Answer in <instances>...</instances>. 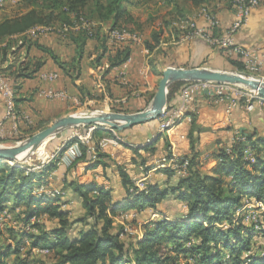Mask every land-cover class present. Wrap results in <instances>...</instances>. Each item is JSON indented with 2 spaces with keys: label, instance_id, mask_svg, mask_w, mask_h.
<instances>
[{
  "label": "trees",
  "instance_id": "trees-1",
  "mask_svg": "<svg viewBox=\"0 0 264 264\" xmlns=\"http://www.w3.org/2000/svg\"><path fill=\"white\" fill-rule=\"evenodd\" d=\"M153 1L155 0H18L22 10L16 15L0 18V65L6 63L8 57H15L21 48L34 45L49 55L64 73L68 75L72 70L74 76H77L87 41L93 39L98 43L96 58L102 59L114 51L108 55L106 69L119 68L130 57L132 44H109L107 31L136 23L133 14L127 10L128 5H146ZM159 1L173 5L174 18L176 15L186 17V5L198 10L207 8L213 14L217 3H223L229 9L235 8L233 0ZM80 18L96 25L91 28V35L86 29L68 30L59 34L75 46V55L70 62L61 61L51 49L37 41L33 42L32 37L27 34L35 26L73 25ZM215 29L212 28L213 33ZM161 33L162 30L154 31L151 40L145 41L149 52L160 49V53H164L159 47L162 43ZM227 62L230 69L246 72L238 58H228ZM14 64L15 66H11L12 63L6 66V72L12 76L16 91L19 80L32 78L43 61L27 58L26 62ZM185 84L184 81L172 83L168 87L167 101L175 93L179 94ZM240 102L243 103V100L240 99ZM111 110L121 112V109L113 106ZM169 111L167 108L166 113ZM184 117L189 118L190 124L187 134L190 155L182 156L189 160L184 177H175L173 184L169 182L164 188H160L159 184L146 182L144 188L139 190L123 167L117 166L121 184L126 191V200L122 204H112L110 191L94 184L66 182L65 187L70 188L81 199L84 210L83 216L75 220L70 218L68 210L61 209L65 195L63 190L60 189L62 194L55 196L35 192L40 184L48 182L47 178L56 164L26 170L0 160V213L5 209L14 211L20 229L17 231L19 234L16 243L0 247V264H30L27 258L20 256L27 244L29 250L26 253L41 248L48 249V254L52 253L51 260L39 264H170L177 256L192 258L195 264H264V249L260 250V254L250 252L251 237H264V211L258 213L256 222L247 219V210L236 216L245 200L264 205V135L242 133L215 152L213 157L217 161L216 165L210 172H204L201 154L197 150L202 127L197 123L195 111H187ZM43 127L45 126L40 125L38 129ZM89 127L91 126H84V132ZM101 131L116 139L111 131L96 129L92 132L96 159L90 160L87 145L78 141L80 156L76 160L89 159L92 161V168L106 166L102 160L106 154L98 146L97 136ZM74 141L77 139L68 141L64 149ZM0 142L3 143L4 140L0 139ZM246 150L251 152L253 162L246 157ZM141 162L144 165L145 160L142 159ZM162 171L169 180H173L172 168L165 167ZM168 196H173L186 205L184 217L172 220L160 216L143 223L140 237L126 234L123 226L114 220L122 210H133L134 221L137 223L142 218H138L141 211L155 210ZM43 216L52 220L53 225L43 228L40 225V218ZM77 223L82 227L73 232L72 228ZM31 229L36 232H29Z\"/></svg>",
  "mask_w": 264,
  "mask_h": 264
},
{
  "label": "crops",
  "instance_id": "crops-1",
  "mask_svg": "<svg viewBox=\"0 0 264 264\" xmlns=\"http://www.w3.org/2000/svg\"><path fill=\"white\" fill-rule=\"evenodd\" d=\"M154 2L159 6L166 7L171 14L170 17L174 15L173 5H166L159 0ZM143 6L145 5L131 4L127 6V10L134 14ZM185 8V18L178 17L169 22L168 27L162 28V34L166 36L167 40L165 43L162 42L159 47L164 53L159 54L158 63L153 66H150L147 61L152 56L153 51L149 52L139 44H132L130 46L131 59L126 68L119 67L107 70L108 55L114 51L109 52L102 59H97L98 43L92 39L87 41L85 53L80 62V72L74 76L72 70L69 71L68 75L64 73L49 55L34 45L21 48L19 53H23L24 56L20 62H26L27 58H32L42 60L43 64L32 78L20 79L18 89L15 91L16 106L19 112L27 116V120L21 122L16 131L13 130L12 122L6 121L0 139L8 141L17 135H31L40 130L38 129L40 125L47 126L55 118L78 106L100 110H111V106H113L121 109V113L125 114L142 111L148 107L154 95L152 92L154 79L161 76L160 74L167 66L182 68L203 66L230 70L227 59H237L235 54L226 49L211 46L202 39H187L185 37L186 18L193 17L197 11L189 5H186ZM214 8L218 22L215 32L222 34L233 22L234 10L229 9L223 3H217ZM170 11L172 12L170 13ZM168 16L165 19H169ZM196 18L198 24H206L203 17ZM16 38L18 39V37ZM233 39L237 45L255 52L260 61L264 63V0L251 10L247 24L234 33ZM32 40L51 49L61 61L70 62L75 55L73 43L55 32L43 33L37 37H32ZM166 42L172 47H162ZM7 63L0 66L5 69ZM121 71H123L122 74H120ZM262 72L264 73V69ZM42 73H56L57 78L42 80L39 78V74ZM49 88L65 91L68 96L62 99H48L39 93L41 89ZM179 103V94L175 93L170 101H167V108L172 110ZM4 109L3 99L0 98V120L3 117ZM190 110L196 112L197 123L202 127L197 145L202 161L209 154L213 156L221 146L228 145L242 133L264 135V105L263 108L255 111L254 109L253 111L246 110L243 103L233 109H227V104L213 105L208 103L205 98H199L195 104L191 105ZM165 116L162 114L155 120L120 132L112 131L111 133L116 139L108 136L104 139L106 145L102 149V152L106 154V157L102 159L106 164L105 167L98 165L92 168V161L89 159L74 160L70 165L57 163L56 168L47 179L49 186L59 189L63 187L65 198H63L61 209L70 212V208H66L68 207L66 201L75 197L74 200L79 205L78 211H83L81 199L70 188L65 187L66 182L69 181L99 186L110 191L112 204H122L126 200V191L121 184L117 166L123 167V170L127 171L132 179L140 178L144 179V183L159 184L160 188L166 187L170 180L163 171L155 170L157 166L151 164L155 160L157 161L161 157L165 158L170 154L177 157L190 155L187 138L190 124L188 117H181L172 127L168 137L159 136ZM117 138L121 142H117ZM144 142H151L148 147H152L153 150L138 147L142 146ZM166 142L169 143L168 148H166ZM136 155L140 156L139 162L136 161ZM142 159L145 160L144 165H142ZM208 162L207 168L210 170L216 161L210 158ZM152 172H155L154 175ZM162 203L158 204L155 210L147 211L144 216L138 215V218L142 217L138 220L140 226L160 216L166 215L172 220H179L184 217L186 213L185 204H176L177 208L172 207L170 213H162ZM122 212L128 211L122 210ZM134 212L132 210L128 213L132 216ZM81 227L79 225V228Z\"/></svg>",
  "mask_w": 264,
  "mask_h": 264
},
{
  "label": "built area",
  "instance_id": "built-area-1",
  "mask_svg": "<svg viewBox=\"0 0 264 264\" xmlns=\"http://www.w3.org/2000/svg\"><path fill=\"white\" fill-rule=\"evenodd\" d=\"M18 0H16L17 2ZM262 0H233L234 2V19L231 25L226 29L224 33H217L214 32L212 28H217L218 22L215 14L210 12L207 8H201L199 10V14L197 17L201 16L205 19L206 24L200 25L197 22V18H187L186 19V33L185 37L187 39L191 38H199L206 41L211 46H217L223 49L230 51L231 53L235 54L236 57L242 62L247 74L251 76H255L258 79L264 81V76L260 75L262 69H264V63L260 61L258 56L255 52L250 49L244 48L240 45H237L234 42L233 35L237 32L242 26L246 25L251 14V10L257 7ZM0 2H2L0 0ZM96 24L92 21L85 20L80 18L79 21L75 22L73 25H63V26H53V27H45V26H35L27 31V34L32 37H37L46 32H55L57 34H62L67 32L68 30H79V29H86L88 34H92L91 28L94 27ZM107 42L110 43H118V42H129L131 44H139L141 42L140 36L124 26L116 27L109 29L107 31ZM130 57L128 60L122 64L121 68H126L127 63L130 61ZM123 71L120 72L122 74ZM39 78L42 80H54L57 78L56 73H42L39 74ZM234 89L233 85L225 84V83H217V82H209V81H190L186 82V84L181 88L179 92L180 103L174 109L170 110L168 113H163L165 116V121L161 126V130H169L178 119L181 117L184 118V114L187 111H191V100L194 95L198 93L207 92L210 94L213 99L212 102L216 104L223 103L224 99L227 98L229 100L227 104V109H233L236 106L242 104L240 102L241 98H234L230 96L229 91ZM39 93L48 98V99H62L66 98L68 95L65 91L61 90H54V89H41ZM0 98L3 99L4 102V114L2 119L0 120V134L2 132L4 123L6 121H11L13 124V130H17V126L27 120V116L24 115L22 112H19L16 103H15V91L13 88V81L11 78L0 72ZM243 105L246 110L250 111L257 107L261 109V106L264 105V99L258 96L254 92H250L247 94V97L243 99ZM167 109V108H166ZM189 119V118H188ZM97 128L94 126L89 127L83 134H75L73 137L77 139V141L72 142L69 144L60 154L59 162L69 164L71 161L77 159L80 156V148L78 141L87 145L90 153V160H95V148L92 145V132L95 131ZM117 140L121 141L119 138ZM116 140V141H117ZM91 143V144H90ZM89 145V146H88ZM106 145L105 140H101L98 143L99 149L102 151L104 146ZM245 155L249 158L250 162H253V156L249 150L245 151ZM54 156L52 155V158ZM52 158H48L47 162L35 168L40 169L44 167L45 164L49 163ZM163 161L166 162V166L172 168L174 170V177L181 178L187 174V169L189 165V160L183 157H177L175 155L170 154L163 158ZM164 165V164H163ZM136 185V184H135ZM137 186V185H136ZM47 186V183L40 184L37 189L35 190L36 193H43L49 196H55L62 194L60 189L53 188ZM139 190L144 188V183L141 186H137ZM253 208V209H260L264 211V205L260 202L255 203H246L243 208L238 211H244V209ZM4 212V211H3ZM259 213V212H258ZM130 213L128 212H119L116 218H128ZM257 212L253 211L252 214L247 216V219H250L253 222H256ZM222 227V225H219ZM37 252L41 254H47L49 251L46 248L37 249Z\"/></svg>",
  "mask_w": 264,
  "mask_h": 264
},
{
  "label": "rangeland",
  "instance_id": "rangeland-1",
  "mask_svg": "<svg viewBox=\"0 0 264 264\" xmlns=\"http://www.w3.org/2000/svg\"><path fill=\"white\" fill-rule=\"evenodd\" d=\"M1 1L2 2H1V5H0V18L3 17V16L16 15L18 12H20L22 10V8H21L22 5L18 4L16 2V0H1ZM171 12L172 11H170V13ZM198 14H199V10L197 9V11L195 12L193 17L196 18ZM133 15H134V18L136 20V23L135 24H128V25H126L124 27L129 29V30H132V31L136 32L140 36L141 42L139 43V45L144 47L145 49H146L145 41L146 40H151L152 32L162 30L163 27H168L169 22H171L172 20H176V18H178V15H176V18H174L175 16L173 14H172L173 16L170 17L171 14H169L167 8L157 5L156 2H154V1L149 3V4H146L145 6L140 8L138 11H135V13ZM167 15H169L168 16L169 19H165L167 17ZM160 37H161V41L165 43V41L167 40L166 36H164L161 33ZM162 47L169 48V47H172V46L168 42H166V44H163ZM159 54H161L160 53V49H155L153 51L152 56H150L147 59L148 64L150 66H153V65H155V63L156 64L158 63V57L160 56ZM23 56H24L23 53H19V54H16L15 57L14 56L8 57L9 59L7 61L8 62L7 66L9 64H11V63H12L11 66H15L14 63L21 61ZM161 67H163V66H161ZM231 70L232 71H237L234 68L230 69V71ZM8 71H10V70H8ZM0 72L8 75L10 78L12 77L9 72H6V67L4 69V68H2L0 66ZM245 73H247V71ZM260 75L264 76V73L261 72ZM160 78H161V76L155 78L154 81H153V89H152L153 93H155V91H156L157 83H158ZM233 86H234V89H231L229 91V94H230V96H233L234 98H241V100H243V99H245V97H247V94H249L251 92L249 90L243 89V88L238 87L236 85H233ZM199 98H205L208 103H211L213 105H217L216 103L212 102L213 97L210 94H208L207 92L198 93V94L194 95L192 100L190 101L191 105L195 104V102ZM228 102H229V100L227 98H225L223 103H221V104H225L226 105V104H228ZM261 108H263V106H261ZM256 109H258V108L255 107L254 111ZM94 111H99V112L102 111V112H106V113L113 112V111L107 110V109L100 110V109H97V108L78 106V107L70 109L69 112H67L66 114H87V113H91V112H94ZM51 122H49L47 124V126L50 125ZM174 126H175V124L172 127H174ZM172 127H170L169 130H166V129L161 130V127H160L159 136L163 135L164 137H166V136L168 137L170 132H171ZM42 129L43 128H41L40 130H42ZM40 130H38V131H40ZM83 132H84L83 126L67 128V129H63V130L59 131L55 135V137H53L51 139H47L42 144V146H41L39 151H35V152L27 155L26 156L27 158L24 161V163H22V164L19 163L18 165L21 168L26 169V170H35L36 167L41 166L42 164L46 163L48 158H52V155H53L54 157L47 164H52L53 163V164H56V166H57V163H60L59 162L60 154L64 150V147L67 144V142L72 140V139H75L73 137V135H75V134H83ZM34 133H36V132H34ZM33 134H31V135H33ZM31 135H28V136L17 135L13 139H9L8 141H4L3 143L0 142V145L1 146H14L17 143L26 140ZM107 137H108V134L105 131H101L99 136H97V139H98V141H101V140L106 139ZM117 142H121V141L117 140ZM149 144H151V142L150 143H145L144 142L142 144V146H138V147L141 148V149H148V150L151 151L153 149H152V147H148ZM166 144H167L166 148H168L169 143L166 142ZM163 158L162 157L159 158V159L157 158L158 160L157 161L155 160L151 164L152 166H157L156 167L157 169H155V170L162 172V169L167 167L166 164H165L166 162L163 161ZM210 158L214 159V157L210 156V154L203 158L202 169L204 170V172H210V170H211V169L209 170V168H207L208 167V163H209L208 160ZM140 160H141L140 156L136 155V161L139 162ZM73 161H71L69 163V165ZM47 164H45V165H47ZM215 165L216 164H214V166ZM155 172H152V174L154 175ZM131 178H132V176H131ZM175 179L176 178L173 177V180H170L169 182L171 184H173V181ZM133 180H134V183L137 186H141L144 183V179L137 178V179H133ZM47 186H49L48 182H47ZM50 187L51 186H49L48 188H50ZM61 190H63V187L61 188ZM74 198L75 197H72L69 201H66L67 204H68L67 205L68 207H66V208H68V209L70 208V212H71L70 218L73 219V220L81 218L83 216V214H84V210L81 211V212L78 211L79 205H78V202L77 203L75 202ZM246 203H251V200H245L244 201V205ZM176 204H180V202L178 200H176L173 196H168L163 201V203L161 204L162 205V207H161L162 213H165V212L170 213V209L172 207L177 208ZM244 210H247V212H246L247 215L252 214L253 211L254 212L256 211L257 214H258V212L259 213L262 212V210H260V209H253V208H248V207H246V209H244ZM147 211L148 210L141 211L140 212L141 216H144L147 213ZM238 214L239 213H236V216ZM128 216H129V214H128ZM164 217L168 218V216H166V215ZM114 220H115V222L118 225L123 226V228L125 229V233L126 234L137 235L139 237L141 236V226H140V223H138V222L136 223L134 221V215H132V216L130 215L128 218H125V216L123 218H121V217L116 218L115 217ZM33 221L34 220H32V222ZM40 221H41L40 225L43 226V228H45L47 226L50 227L51 225H53V223H52L53 221L52 220H48L47 217H44V216L40 218ZM79 225L80 224L77 223V224H75L73 226V228H72L73 232L76 231V229L79 228ZM28 229H29V227H27L26 230H28ZM19 230H20L19 229V224H17L14 211H10L9 212V211H7V209H5L4 212L0 213V247L5 246L7 244L16 243L15 240L17 239V235L19 234V233H17V231H19ZM34 230L31 229V231H29V232H36V230L35 231ZM263 249H264V237L258 236V235H253V237H251V250H250L251 254H255L257 252H259V254H260L262 252L260 250H263ZM28 250H29V247H28V244H27L25 249H23L21 251L20 256H22V258H27V260L30 261L29 262L30 264H39L40 262L47 263L48 261H46V260H51L52 259V253H50V254H48V253L47 254H41V253L37 252L36 250L35 251H31V253H26ZM9 260H11V259H9ZM170 264H195V262H194V260L192 258H187L186 259L183 256H177L174 260H172V262Z\"/></svg>",
  "mask_w": 264,
  "mask_h": 264
},
{
  "label": "water",
  "instance_id": "water-1",
  "mask_svg": "<svg viewBox=\"0 0 264 264\" xmlns=\"http://www.w3.org/2000/svg\"><path fill=\"white\" fill-rule=\"evenodd\" d=\"M176 81H209L236 85L254 92L264 99V81L245 72L219 70L203 66L190 68L167 66L162 71L150 104L144 110L131 114L114 111L108 113L94 111L82 115L64 114L53 120L50 125L14 146L0 145V160L13 166H19L17 163H14L18 155L25 151L36 149L44 140L55 137L63 129L94 126L97 129L120 132L155 120L165 112L167 108L168 87Z\"/></svg>",
  "mask_w": 264,
  "mask_h": 264
},
{
  "label": "bare ground",
  "instance_id": "bare-ground-1",
  "mask_svg": "<svg viewBox=\"0 0 264 264\" xmlns=\"http://www.w3.org/2000/svg\"><path fill=\"white\" fill-rule=\"evenodd\" d=\"M82 115V114H81ZM47 140V139H46ZM46 140H44L42 143H40V145L36 148V149H34V150H28V151H25V152H23L22 154H20V155H18L16 158H15V160H14V163L16 164H22V163H24V161L26 160V156L27 155H29V154H31V153H33V152H35V151H39L40 150V148H41V146H42V144L46 141Z\"/></svg>",
  "mask_w": 264,
  "mask_h": 264
}]
</instances>
